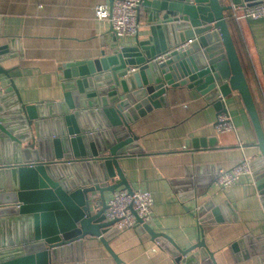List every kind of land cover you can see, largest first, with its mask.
<instances>
[{"label":"water","instance_id":"1","mask_svg":"<svg viewBox=\"0 0 264 264\" xmlns=\"http://www.w3.org/2000/svg\"><path fill=\"white\" fill-rule=\"evenodd\" d=\"M263 1L141 0L138 21L143 8L147 37L120 45L111 28L109 50L62 64V101L26 104L19 95L13 103L0 97V264H81L61 260L59 252L88 235L100 237L110 249L107 240L117 230H108L115 221L105 218V192L121 186L133 192L119 164L122 156L142 151L131 123L164 105L169 86L196 88L219 112L226 110L233 90L240 93L262 155L252 165L264 205V129L229 15L233 5ZM109 2L112 6L114 0ZM191 38L187 48L177 49ZM8 48L0 46V63ZM165 53L167 60H155ZM214 142L193 138L187 146ZM197 214L202 222L217 220L220 208L208 201ZM146 230L158 241L166 238L153 232L151 222L138 228ZM238 244L243 248L239 260L264 264V236ZM196 247L200 256L185 257L186 264H216L203 239Z\"/></svg>","mask_w":264,"mask_h":264},{"label":"crops","instance_id":"2","mask_svg":"<svg viewBox=\"0 0 264 264\" xmlns=\"http://www.w3.org/2000/svg\"><path fill=\"white\" fill-rule=\"evenodd\" d=\"M102 3L110 5L109 0H0V46L9 45L0 63L4 70L0 97L13 103L19 95L26 104L62 101V64L99 57L114 42L110 21L96 17V6ZM147 18L142 8L138 35L117 37L120 45H134L137 36L147 37ZM230 31L264 129V19L237 22L231 18ZM164 98V105L131 123L142 151L122 156L119 164L133 191L152 193L151 226L166 238L159 243L149 230L128 228L112 233L107 240L110 250L100 237L88 235L59 252L61 260L186 264L187 257L200 256V248L194 247L203 239L216 264H256L253 258L238 259L243 252L241 239L264 236V205L256 182L247 176L221 189L208 180L244 157L262 156L240 93L233 90L225 99L235 130L221 134L214 125L219 111L196 88L169 86ZM193 138L215 142L187 146ZM197 177L204 181L197 183ZM112 195L113 191H106V200ZM208 201L220 208V218L202 222L197 209Z\"/></svg>","mask_w":264,"mask_h":264},{"label":"built area","instance_id":"3","mask_svg":"<svg viewBox=\"0 0 264 264\" xmlns=\"http://www.w3.org/2000/svg\"><path fill=\"white\" fill-rule=\"evenodd\" d=\"M141 0H114L113 5L102 3L96 6L95 13L98 19H107L117 37L136 36L140 29L138 21L139 6ZM231 18L237 22L242 20L264 19V1L255 5H233ZM193 39L177 47L181 50L187 48ZM169 53L158 56L155 60L163 62L167 60ZM135 68L132 69V71ZM3 90L0 81V91ZM217 133H228L235 130V124L227 110H221L215 121ZM253 160L244 157L230 170L216 172L212 181L221 189L237 185L243 177H251L255 181ZM154 198L148 190H136L130 192L126 188L115 190L112 197L107 201L104 215L107 221H115L108 229L121 231L128 228L138 229L152 221ZM162 243L161 240L158 241Z\"/></svg>","mask_w":264,"mask_h":264},{"label":"trees","instance_id":"4","mask_svg":"<svg viewBox=\"0 0 264 264\" xmlns=\"http://www.w3.org/2000/svg\"><path fill=\"white\" fill-rule=\"evenodd\" d=\"M240 58V57H239ZM241 61V60H240ZM243 66V65H242ZM243 69H244V67H243ZM244 73H245V75H246V72H245V70H244ZM246 78H247V76H246ZM247 81H248V78H247ZM248 83H249V81H248Z\"/></svg>","mask_w":264,"mask_h":264}]
</instances>
